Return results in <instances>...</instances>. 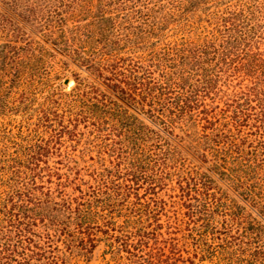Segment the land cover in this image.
<instances>
[{"label":"rangeland","instance_id":"1","mask_svg":"<svg viewBox=\"0 0 264 264\" xmlns=\"http://www.w3.org/2000/svg\"><path fill=\"white\" fill-rule=\"evenodd\" d=\"M235 22L264 51V0H0L3 264H264V107L235 126L249 81L213 56ZM170 84L190 111L151 114Z\"/></svg>","mask_w":264,"mask_h":264},{"label":"trees","instance_id":"2","mask_svg":"<svg viewBox=\"0 0 264 264\" xmlns=\"http://www.w3.org/2000/svg\"><path fill=\"white\" fill-rule=\"evenodd\" d=\"M235 19L236 18H234V20ZM242 24L243 23L236 24L235 22L231 27H227V35L222 36L218 45H213V56L217 60V67L219 69V71L216 70V72H222L223 74L228 73L229 76L241 77L249 81V85L246 87V92L243 93V96H245L248 101V107L237 112L232 118L235 126H239L238 123L242 122V120H246L245 118L249 119L252 115L251 112L255 111L256 108L264 107V51L260 50L258 46H254L256 42L253 43L252 40L254 37L261 38V32L257 33L253 28L244 29ZM199 52L200 54L197 58V64L203 66L204 61H202V57L206 52ZM83 59L88 62L87 58ZM91 63L92 65L96 64L95 61H91ZM213 77L216 78L217 74H213L210 79H205V81L202 82L203 90L209 87L208 84L214 82ZM175 89L182 90L181 87L174 86V84H170L168 87L161 86L155 90L149 89L148 96H146L149 97L152 107L149 112L151 114L157 112L162 115L167 113L173 116L177 114L182 115L187 111H190L191 104L194 100L193 97L197 90H186L180 93ZM121 91L127 93L131 97L135 96L136 93H131L132 90L126 92L125 89H122ZM174 91L178 92L175 94L176 96H169L171 94L173 95ZM252 102H255L256 105L251 106L250 104ZM172 116L162 119V123L171 128L175 121ZM260 117H263V115H260ZM259 120L264 122L262 118H259ZM255 128L261 129L260 126H255ZM261 135L262 133H259L258 136L262 137ZM260 146L262 150L258 148L252 156L254 162L258 160L259 157H262L261 163L258 165L259 168L264 166V144H261ZM6 251H9L8 246ZM1 260L2 258H0V264H3Z\"/></svg>","mask_w":264,"mask_h":264}]
</instances>
